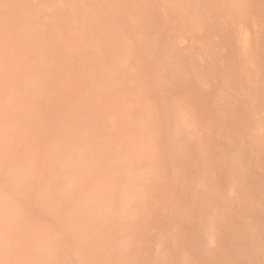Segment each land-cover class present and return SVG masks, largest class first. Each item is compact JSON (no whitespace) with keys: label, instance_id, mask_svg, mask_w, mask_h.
Masks as SVG:
<instances>
[{"label":"bare ground","instance_id":"bare-ground-1","mask_svg":"<svg viewBox=\"0 0 264 264\" xmlns=\"http://www.w3.org/2000/svg\"><path fill=\"white\" fill-rule=\"evenodd\" d=\"M0 264H264V0H0Z\"/></svg>","mask_w":264,"mask_h":264}]
</instances>
